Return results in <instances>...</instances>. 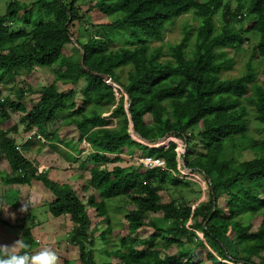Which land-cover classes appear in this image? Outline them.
<instances>
[{"label":"trees","instance_id":"trees-1","mask_svg":"<svg viewBox=\"0 0 264 264\" xmlns=\"http://www.w3.org/2000/svg\"><path fill=\"white\" fill-rule=\"evenodd\" d=\"M77 1L8 0L0 15V87L22 72L49 69L54 76L38 99L30 100V109L23 99L33 93L31 86L28 92L18 88L15 99H3L0 89V125L9 121L10 111L22 114L24 132H34L31 138L51 150L66 149V161L78 162L85 144L89 151L80 167L89 177L82 192L90 196L85 203L73 187L51 180L47 171L39 173L9 136L18 133L17 126L0 128V155L11 170L4 185L36 183L52 195L49 213L54 219L70 217L67 241L78 249L80 264H96L89 248L97 239L117 264H264V138H250L251 118L264 134V74L261 80L257 76L264 60V0H236L235 8L226 0H101L85 13ZM97 11L110 22L93 24L89 17ZM183 16L199 25L186 28L185 38L165 58L151 42L162 41L166 27ZM16 24L22 28L13 30ZM239 25L245 27L238 30ZM89 28L109 37L89 36ZM79 33L88 37L80 39ZM248 35L256 44L247 71L230 78L228 53L241 50ZM118 37L123 45L110 49ZM102 76L130 97L134 131L143 141L154 145L173 136L184 143L185 167L206 182L201 202L162 203L166 184L189 185L178 171L177 143L150 148L135 141L125 96L117 102ZM59 85L68 92H60ZM61 121L74 137L51 130ZM229 148L252 150L258 157L240 163L225 159ZM140 157L159 158L166 168L134 164ZM118 199L127 212L125 223L114 227L106 202ZM120 225L124 236L116 231ZM148 228L153 233L141 238ZM37 246L30 230H23L19 255L30 256Z\"/></svg>","mask_w":264,"mask_h":264},{"label":"rangeland","instance_id":"rangeland-1","mask_svg":"<svg viewBox=\"0 0 264 264\" xmlns=\"http://www.w3.org/2000/svg\"><path fill=\"white\" fill-rule=\"evenodd\" d=\"M101 0H78L75 4L81 13H85L91 6H93L96 2ZM107 1V0H105ZM228 1L233 8L236 7V0H226ZM72 0H67V4H70ZM244 2L247 4L249 0H244ZM8 0H0V15H4L6 12ZM90 20L93 24L96 26L98 24H106L110 22V18L104 16L101 12L97 11L90 15ZM252 20V17H250ZM199 25V22L194 21L191 16H183L177 20H175L173 23L169 24L164 32V38L162 41H152L151 46L154 47H160L162 48L164 57L166 58L168 56V53L170 52L171 46H176L182 42V40L185 38V29L189 27L197 28ZM188 26V27H186ZM242 27H245L244 25L237 26V29L240 30ZM13 30L21 29L22 25L19 24L12 25ZM76 31V30H75ZM81 32V31H80ZM89 36H100L102 39H106L109 37V33H102L99 31V29H91L89 28L88 31ZM86 33L80 34V39H86L88 37ZM250 38L249 41H245L244 46L239 51L230 50L228 53L229 58L233 62L232 68L227 70L228 76L230 78H238L246 73V64L250 58L251 54V48L253 45L256 44V40L251 36L248 35ZM113 43L109 45L110 49H115L119 46L123 45L124 38H114ZM195 40V34L192 33L190 37V42H194ZM68 52L70 55L74 54L76 51L74 49L73 45L68 46ZM260 67L261 72L257 74L258 78L262 77L264 72H262V69L264 68V60H260ZM53 73L49 69H42V70H36L32 72L31 74H27L25 72H22L21 75L18 78H15L14 81H8L6 84L2 85L0 87L1 93L3 94V99H15V91L18 90V88L23 87L24 90L27 91V87L32 88L33 93L30 94V92L27 93L25 99H23V103L25 106L30 109L31 108V101H36L38 99V92L42 87L48 85L53 81ZM123 77H126V74L123 75ZM259 80V79H258ZM261 80V78H260ZM29 85V86H27ZM58 89L60 92H68L69 88L67 86L59 85ZM34 103V102H33ZM110 113L104 114V117H108ZM9 121H3L2 126L0 125V128L3 130H10L12 127L17 126L18 127V133L17 132H11L9 136L12 138H15L18 142V147L22 150L24 155L27 158H31L34 161V166H36L39 172L47 171L49 174V178L53 181L59 182L60 184H66L68 186L73 187L79 195L82 197V199L87 201L88 197L90 196V193L82 192V186L86 185V180L89 177V173L87 168L82 169L80 167V164L82 163L86 156L88 155V151L85 144L82 145L83 148H85V152L82 153V155H78V162H71L66 161L67 158H65L66 149H63L61 146H57L55 149L51 150L52 147L50 146H44L41 145L40 140L38 141L37 138H34L30 135H33L32 133H26L24 132L23 124H19L21 118L23 117L22 114L16 113L15 111L9 112ZM250 138L253 140H260L264 138V134L260 129V126L256 123V121L250 119ZM49 129V128H48ZM51 130L55 131L58 130L61 135H64L67 133V137L70 139L74 137V133L70 132V129L67 128L65 125H62L61 122H57L53 125ZM133 132V131H132ZM134 136V132L132 133ZM136 138V137H135ZM137 139V138H136ZM170 141H174L177 143L178 148H181V146L184 145L183 142L179 141L173 136H169L168 138L161 140L157 144L151 145L146 144L148 147L151 148H159L162 146L167 145ZM185 146V145H184ZM50 149V150H49ZM70 151V150H69ZM258 157V154L255 151L252 150H245L242 151L240 149L231 150L230 148L226 151L225 159H233L236 160V162H244V161H250ZM66 159V160H65ZM89 166L88 168H90ZM111 167V165L109 166ZM195 172V171H194ZM11 173L9 164L7 161L2 158V155H0V210L3 209L2 212H0V244H6V245H13L17 240L23 238V230L29 229L31 235L33 236V232H36L38 229V223H40V226L43 230V234H41L40 239H38V242L44 243L41 249H51L54 251L58 257V264H63L65 260H69L70 264H80V255L79 251L76 248V246L70 245L67 241L69 239V235L71 232V229L73 228L72 222L70 220L69 216H66L65 218L56 219V222L54 223L53 220H55L52 215L49 213L48 205L50 203L49 197L52 195L45 193V196L40 195H34V186H40L36 183L32 184V190H28L27 197L25 198V194H23L19 191V189H16V192L14 194H10V192H2V185L4 186V178ZM187 176V175H186ZM180 178V177H179ZM187 181L189 182V185L187 186H179L175 187L174 185L168 183L164 187L163 191L161 192V200L162 203H168L171 201H187L188 204L195 206L199 202H201L204 198V192L206 190V184L204 185L203 177L199 175V173H190V175L187 176ZM7 186V185H6ZM31 186H29L30 188ZM18 188V187H16ZM24 191V189H21ZM14 198L16 202L14 201L15 205L17 204V209H15L13 206L7 205V198ZM20 194V198L18 199V196ZM18 199V200H17ZM33 202H31V201ZM29 201V202H28ZM43 201V204H40V202ZM28 205L29 212H21L20 209L23 204ZM106 207L108 210V215L110 217V220L112 224L115 227V224L118 223H125V203L122 199L118 200H112L106 202ZM13 211L14 213H11ZM91 214H93V211L89 210ZM30 213V217L28 218V214ZM51 216V217H50ZM95 217L96 221H101L102 219L100 217ZM11 218H15L16 222L14 223V226H12L13 220ZM31 218V219H30ZM36 218V219H34ZM51 218V219H50ZM262 217H259L258 219L253 221L254 229L258 227ZM35 222V224H33ZM44 223V224H42ZM42 224V225H41ZM64 226L65 229L60 228V233H58L54 236V233H51L54 230V226L56 227V230L59 229L60 226ZM190 225V223L188 224ZM27 227V228H26ZM105 227H101L99 229V232H103ZM117 233H119V236L125 235V229L122 230V227L120 225L119 228L116 229ZM153 233V230L148 228L145 231H140L139 236L141 238H146L150 234ZM49 234V235H48ZM199 237L202 238V234L198 233ZM138 236V237H139ZM43 237L46 238V240L43 239ZM34 238V236H33ZM43 241H42V240ZM37 242V241H36ZM37 242V243H38ZM47 246V247H46ZM39 247V244L38 246ZM36 247V248H37ZM21 244L19 247L13 249L16 253H20ZM107 246L103 245L100 242V239H97L94 242V246L90 247L89 250L94 254L95 262L96 264H104L106 262H110L111 264H117L118 260H114L113 258H109L105 255L104 249H106ZM108 249V248H107ZM17 253V254H18ZM36 255V254H35ZM30 256H34L33 254Z\"/></svg>","mask_w":264,"mask_h":264},{"label":"clouds","instance_id":"clouds-1","mask_svg":"<svg viewBox=\"0 0 264 264\" xmlns=\"http://www.w3.org/2000/svg\"><path fill=\"white\" fill-rule=\"evenodd\" d=\"M104 81H105V83L109 84L112 87H113V85L119 86L115 82H113L111 79L109 81L110 83L106 82L107 80H104ZM123 92H124V90H123ZM124 94H125V92H124ZM125 100L127 103L126 108L128 109L130 102L127 100L126 94H125ZM132 131L133 130H131L130 132H131V135L135 141H137L141 144H144L145 146H147L146 144H149L148 142H145L142 139H138L136 136H134L132 134L133 133ZM33 135H34V133H33ZM41 172H39V173H41ZM41 203H43V201H41L40 204ZM20 211L21 212H27L28 211V205L26 203L23 204ZM20 244H21V239L17 240L11 246L6 245V244H0V264H58V257L56 255V253L54 251H52L51 249H43L42 251H40L38 254H36L34 256H29L27 254H25V255L17 254L15 251H13V249L19 247Z\"/></svg>","mask_w":264,"mask_h":264},{"label":"built area","instance_id":"built-area-1","mask_svg":"<svg viewBox=\"0 0 264 264\" xmlns=\"http://www.w3.org/2000/svg\"><path fill=\"white\" fill-rule=\"evenodd\" d=\"M106 82L110 83L109 81H106ZM113 89H114L113 95H114V97L116 98V100L118 102L123 96H125V94H124L123 90L119 86L113 85ZM176 151H177V154H178L177 155L178 171H179L181 177L187 178V176L190 175V173H195V172H193L192 170L187 169L185 167L184 160L182 158V155L185 153V146L183 145V146H181V148L177 147ZM134 164H136L138 166H143L144 168H147V169H154V168L165 169L166 168L165 161H163V160H161L159 158H153V157L134 158ZM196 174H197V172H196ZM200 176H202V175H200ZM203 181H204V185H205L206 182H205L204 177H203Z\"/></svg>","mask_w":264,"mask_h":264},{"label":"crops","instance_id":"crops-1","mask_svg":"<svg viewBox=\"0 0 264 264\" xmlns=\"http://www.w3.org/2000/svg\"><path fill=\"white\" fill-rule=\"evenodd\" d=\"M1 183V182H0ZM16 187H18V188H16ZM32 187L33 186H31L30 188L28 187V186H6V185H2V192H5V193H7V192H10V194H14L15 192H16V189H19V191L23 194V192L24 193H26L25 194V198L27 197V192H28V190L30 189V190H32ZM21 189H24V191H22ZM33 189H34V192H33V194L35 195H40L41 194V196H45V193L47 192V191H45V189L44 188H42V187H40V186H34L33 187ZM29 193V192H28ZM48 193V192H47ZM49 194V193H48ZM49 197V200L51 201V196H48ZM6 198H7V194H6ZM20 198V194H19V196H18V199ZM8 200H7V205L10 207V206H13L15 209H17V204L15 205V203H14V201L16 202V200L14 199V198H10L9 199V197L7 198ZM17 199V200H18ZM31 201V200H30ZM29 202V201H28ZM32 202V201H31ZM33 203V202H32ZM3 211V209H1L0 210V212H2ZM28 212H29V210H28ZM11 213H14L13 211H11ZM29 216H30V213L28 214V218H29ZM51 217V216H50ZM36 219V218H35ZM51 219V218H50ZM11 220H13V223H12V226H14V223L16 222V219L15 218H11ZM54 221V223L56 222V219L55 220H53ZM36 223H38V230L36 231V232H33V236L36 238V241L38 242V239H40V236H41V234H43V230H42V228H41V226H40V223L39 222H36ZM33 224H35V222L33 223ZM42 224H44V223H42ZM41 224V225H42ZM60 228H62V229H65L64 228V226H60L59 227V229L58 230H56V227L54 226V230L51 232V233H54V236L57 234V231H58V233H60L59 231H60ZM49 235V234H48ZM43 239L44 240H46V238L45 237H43ZM42 240V239H41ZM43 241V240H42ZM38 244H39V247H37L36 248V250L33 252V255H35V254H38L40 251H42L43 249H45V248H43V249H41L42 248V246L44 245V243L42 242H38ZM47 247V246H46ZM18 253V252H17ZM19 254V253H18Z\"/></svg>","mask_w":264,"mask_h":264},{"label":"water","instance_id":"water-1","mask_svg":"<svg viewBox=\"0 0 264 264\" xmlns=\"http://www.w3.org/2000/svg\"><path fill=\"white\" fill-rule=\"evenodd\" d=\"M102 78H103L104 80L110 81V79H109L108 77H106V76H102ZM126 96H127V100L130 102V97H129L128 95H126ZM129 107H130V105H129ZM129 107H128V109H127V112H128V117H129V121H130V128H131V130H133L135 136H136L138 139H141L140 136L134 131V125H133V123H132V117H131V115H130V113H129Z\"/></svg>","mask_w":264,"mask_h":264}]
</instances>
